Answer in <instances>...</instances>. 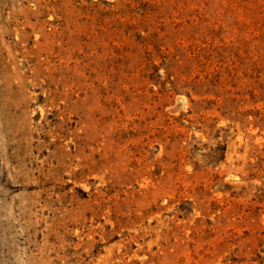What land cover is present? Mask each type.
<instances>
[{"label": "rangeland", "instance_id": "374dc122", "mask_svg": "<svg viewBox=\"0 0 264 264\" xmlns=\"http://www.w3.org/2000/svg\"><path fill=\"white\" fill-rule=\"evenodd\" d=\"M0 264H264V0H0Z\"/></svg>", "mask_w": 264, "mask_h": 264}]
</instances>
